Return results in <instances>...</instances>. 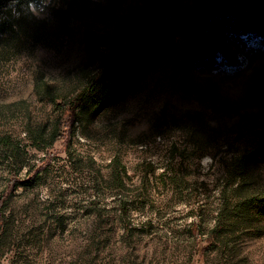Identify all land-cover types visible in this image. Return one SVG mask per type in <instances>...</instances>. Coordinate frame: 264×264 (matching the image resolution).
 <instances>
[{"label": "rangeland", "instance_id": "374dc122", "mask_svg": "<svg viewBox=\"0 0 264 264\" xmlns=\"http://www.w3.org/2000/svg\"><path fill=\"white\" fill-rule=\"evenodd\" d=\"M166 1L49 0L37 17L30 0H0V193L9 161L24 163L3 207L0 264H264V213L206 238L216 179L264 131V0H169L176 14L209 9L200 35L179 29L127 95L72 127L63 115ZM198 49L213 55L195 64ZM61 117L69 136L32 143ZM253 162L245 184L264 195V151ZM120 163L124 186L110 188Z\"/></svg>", "mask_w": 264, "mask_h": 264}, {"label": "trees", "instance_id": "16d2710c", "mask_svg": "<svg viewBox=\"0 0 264 264\" xmlns=\"http://www.w3.org/2000/svg\"><path fill=\"white\" fill-rule=\"evenodd\" d=\"M212 5L218 9L220 3L215 1ZM152 8L154 10L147 16L145 22L139 23L134 37L117 52L114 58L107 60L103 64L99 80L95 83L96 86L92 85L90 90L83 91L78 98L74 99L73 105L69 109L66 108L64 110L63 115L68 110L71 112V119L68 125L72 127L73 122L78 119L79 114L83 113V111L88 110L90 111L89 113H95L99 108L97 106L119 100V98L127 95L131 87L149 71V68L167 54L170 41L179 29L191 27L199 36L205 25V15L209 14V9L207 10L206 8L204 10L189 9L183 14H176L173 8H171V4H169V0L161 7L156 4L152 5ZM207 31L209 32V30ZM215 32L218 38H220L222 35L221 30L216 31L215 29ZM198 36L196 37L198 38ZM218 38H215L213 41L214 47H218V50L220 49L226 53L225 49L220 46ZM199 47L201 48V45ZM193 52L192 58L195 64L203 63L206 55H213L199 49ZM232 57L236 59L234 55L230 54L228 60L233 59ZM77 109H80L79 112H77ZM198 116L201 118L199 121H204L201 114ZM54 125L55 127L50 132L48 138H45L43 134H36L32 137V143L38 146V148L45 150L44 143L47 139L48 143L53 144L57 138H64L67 133L68 136L71 134V130L67 132H65L66 128L65 131L62 130V127L65 126L62 117ZM197 133L198 131H195V134ZM254 141L255 144H250V151H245L241 155L234 156L231 159V167H223L222 176L216 179L220 184V199L213 216V224L206 235L209 242L223 237L225 225L228 221L231 220L234 224L245 227L254 222V219L258 217L257 215L262 216L264 213L263 193H258V191L248 188L245 184V180L254 175L252 169H250V163L258 160L259 155L264 151V131L255 133ZM176 147V144L173 143L172 149L169 150L171 157L177 151ZM205 152L208 151L201 149V151L195 154V157L202 156ZM210 153L213 157L217 156L216 152ZM9 162V172L11 175L7 178L8 181L0 193V231L6 221L3 207L20 181L18 171L24 165L20 159H17V155ZM252 164L255 163L253 162ZM75 169L78 168L76 167ZM39 171L40 167H37L35 170L33 168L28 169V172L33 174ZM124 174H126V167L120 163L119 169L113 176L111 175L113 178L110 180L112 183L110 188L120 189L124 186ZM236 180H241L242 182L236 184ZM189 228L195 240L204 234L197 221H193Z\"/></svg>", "mask_w": 264, "mask_h": 264}, {"label": "clouds", "instance_id": "9594fccd", "mask_svg": "<svg viewBox=\"0 0 264 264\" xmlns=\"http://www.w3.org/2000/svg\"><path fill=\"white\" fill-rule=\"evenodd\" d=\"M48 3L49 0H30L28 4V11L33 15L40 17L41 14L45 11ZM33 9H36V11H33Z\"/></svg>", "mask_w": 264, "mask_h": 264}]
</instances>
